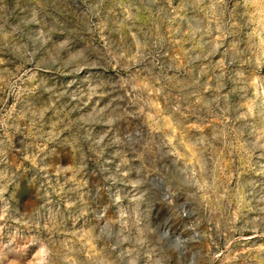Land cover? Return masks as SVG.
I'll list each match as a JSON object with an SVG mask.
<instances>
[{
  "label": "rangeland",
  "instance_id": "1",
  "mask_svg": "<svg viewBox=\"0 0 264 264\" xmlns=\"http://www.w3.org/2000/svg\"><path fill=\"white\" fill-rule=\"evenodd\" d=\"M0 264H264V0H0Z\"/></svg>",
  "mask_w": 264,
  "mask_h": 264
}]
</instances>
